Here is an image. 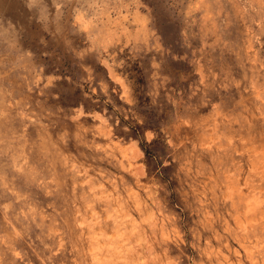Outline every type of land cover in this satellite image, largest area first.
<instances>
[{
  "label": "rangeland",
  "instance_id": "1",
  "mask_svg": "<svg viewBox=\"0 0 264 264\" xmlns=\"http://www.w3.org/2000/svg\"><path fill=\"white\" fill-rule=\"evenodd\" d=\"M0 264H264V0H0Z\"/></svg>",
  "mask_w": 264,
  "mask_h": 264
},
{
  "label": "trees",
  "instance_id": "2",
  "mask_svg": "<svg viewBox=\"0 0 264 264\" xmlns=\"http://www.w3.org/2000/svg\"><path fill=\"white\" fill-rule=\"evenodd\" d=\"M140 148H141V150H142L144 153H146L145 149L142 147L141 144H140Z\"/></svg>",
  "mask_w": 264,
  "mask_h": 264
}]
</instances>
